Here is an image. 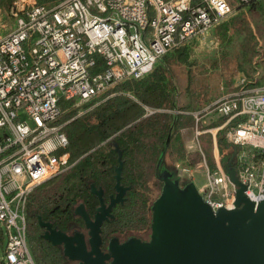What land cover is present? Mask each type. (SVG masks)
I'll use <instances>...</instances> for the list:
<instances>
[{"label": "built area", "instance_id": "built-area-1", "mask_svg": "<svg viewBox=\"0 0 264 264\" xmlns=\"http://www.w3.org/2000/svg\"><path fill=\"white\" fill-rule=\"evenodd\" d=\"M253 1L61 0L46 7L37 0H12L9 32L3 33L7 28L0 17V228L6 264H35L27 248L28 199L70 168L59 103L100 99L116 84L146 76L169 51ZM191 115L192 144L203 161L199 137L208 133L216 145L223 130L236 150L231 167L244 196L255 205L264 201V86L242 83ZM204 116L225 121L200 131ZM204 166L202 200L213 211L235 210L237 187L225 162L216 158L214 168ZM187 172L177 168L179 177Z\"/></svg>", "mask_w": 264, "mask_h": 264}, {"label": "trees", "instance_id": "trees-1", "mask_svg": "<svg viewBox=\"0 0 264 264\" xmlns=\"http://www.w3.org/2000/svg\"><path fill=\"white\" fill-rule=\"evenodd\" d=\"M37 1L39 5L52 7L61 0ZM259 1L240 6L238 10L247 8L250 12H260L264 15ZM11 3L12 0H0V7L8 9ZM245 26V19L229 16L209 32L218 43L219 49L240 42L242 47L247 49L244 52L250 50L253 57L256 54L253 49L255 39L250 37L240 41L245 36L244 33H247ZM188 43L169 51L146 76L137 80H124L116 84L104 97L79 104L77 108L88 110L81 116H77L78 110L74 108L76 101L62 100L59 103L62 115L58 124L62 125L61 131L68 139L70 168L43 184L30 198L27 206L30 225L36 223L37 218L34 215L40 214L47 202L53 204L58 201L62 180H65L63 184L66 186L65 195L68 198L88 200V185L91 182L95 185L102 184L107 192L111 191L115 183V167L118 165L116 148L121 152L123 164L121 181L132 188L129 200L145 210L150 200L147 192L151 177L156 179V171L159 176L168 171L162 169L165 156L172 158L180 153L175 159L183 158L181 131L189 129L192 122L189 116L164 111L196 112L221 95V89L212 94L209 84L205 83L204 91L200 89V93L193 92L194 95L188 97L185 95L190 91L188 85L186 91H181L176 85L177 77L191 73L192 65L197 67L195 60H191L193 50L192 45H187ZM211 57L214 61L211 68L214 70L216 52H213ZM197 68L203 71L205 67L202 65ZM214 79L217 80L213 77ZM225 83L224 86H228L231 82ZM243 84L246 87H254L261 85V81H246ZM180 96L182 97L179 98ZM146 108L156 112L146 115ZM223 135L224 131L218 133V149L227 150L230 159L236 150L225 142ZM193 164L191 161L190 165ZM155 186L161 189L162 184L158 182ZM44 188L46 190H42ZM4 239L0 228V244ZM33 239L36 251L33 258H36V264H63L62 256L56 248L50 247L44 241L38 243L37 239Z\"/></svg>", "mask_w": 264, "mask_h": 264}, {"label": "water", "instance_id": "water-1", "mask_svg": "<svg viewBox=\"0 0 264 264\" xmlns=\"http://www.w3.org/2000/svg\"><path fill=\"white\" fill-rule=\"evenodd\" d=\"M115 197L104 204L103 190L91 185L90 191L99 202L91 221L80 205L79 215L87 232L68 236L39 221L45 229L43 239L52 246L63 244V255L78 264H264V201L254 204L243 194L245 187L231 167L234 154L225 165L229 180L236 189L235 210L213 211L189 179L173 180L169 173L156 179L162 183L158 197L151 205V235L148 242L130 239L121 245L110 243L108 254L99 250L100 227L107 221L112 207L122 202L124 187L120 185L123 164L116 148ZM130 189V188H127Z\"/></svg>", "mask_w": 264, "mask_h": 264}, {"label": "flooded vegetation", "instance_id": "flooded-vegetation-1", "mask_svg": "<svg viewBox=\"0 0 264 264\" xmlns=\"http://www.w3.org/2000/svg\"><path fill=\"white\" fill-rule=\"evenodd\" d=\"M162 169L166 168H164L163 166ZM169 173L173 179V172L170 171ZM63 178L64 177H62V179ZM156 180L160 182L158 179ZM64 181L65 180H62L63 183ZM63 183L61 184V195L59 196L58 201L53 204L51 202H47V206L44 207L43 210H40V214L34 215L37 218L35 224L30 225L31 222L26 211V233H33V237L37 239L36 241H38V243H42V241H44L50 247L56 248L62 256L63 264H78V262L69 261L66 257H64L63 244L58 246H52L48 241L43 239L45 229L39 225V221L51 224L52 229L60 231L68 236H74L76 234L83 236L86 242L87 251H89L90 248L87 243L88 230L85 228L82 218L76 214V210L80 205H82L84 207V211L86 212L90 220L94 221V215L96 212V208H98L99 206V202L96 196H94L90 191L91 185H94L96 188H101L103 190L104 204L108 206L110 203V196L115 197L116 195V192L114 190L115 183L113 185L112 190L109 192H107V190L103 187L102 184L95 185L93 184V182L89 183L88 189L90 195H88V200L83 201L77 199L76 197H66V186ZM120 185L124 187V189H126L124 190V195L122 197L123 201L116 203L112 207L110 211V215L112 217L107 216L108 220L104 221L100 227L101 243L99 244V250L104 255L108 254L110 243L113 242L117 243L118 245H121L130 239H135L140 242H148L150 240V209L152 204L146 207L145 210H142L141 208H139V205H135L129 200L130 194L132 193V188L128 184L122 183V181H120ZM44 246L47 247V245ZM34 254H36V251H34ZM34 262L36 263V258Z\"/></svg>", "mask_w": 264, "mask_h": 264}, {"label": "crops", "instance_id": "crops-1", "mask_svg": "<svg viewBox=\"0 0 264 264\" xmlns=\"http://www.w3.org/2000/svg\"><path fill=\"white\" fill-rule=\"evenodd\" d=\"M258 4H260V6L263 7V10H264V0H260ZM238 8L239 7L235 8V10L230 15V17L239 16L240 18L246 20L245 28L247 30V33H244V35L246 37L243 36L240 41H243V39H247L250 37H253L256 42L258 41L259 37L264 39V33H260L254 27H249V24H248V23H250V18L259 17V16H261V13L260 12H256V13L250 12V11H248L247 8H242V9L238 10ZM262 30L264 31V28H262ZM251 32H252V34H251ZM204 36H207L208 40H210L211 46H209L208 48H204L201 46L202 45L200 43L201 38H203ZM188 42L189 43L187 45H192V50H193L191 60L195 59L194 54H195V52H198V51H200L201 53H205L207 55V58H205V56H206L205 55L203 57L205 59H203L199 63V66L203 65L205 67V68H203V71L198 70L196 73H193L194 76H196V78H198V79L200 78V79H203L204 81L205 80L207 81V80H212L213 77H215L217 80H220V81L231 82L228 86L222 87V90H220L221 97L238 91L241 87V84L245 83L246 81L247 82L248 81H251V82L252 81L253 82L261 81V85L254 86V87L264 86V58H258V57H264V53L262 52L264 49L261 48L260 44L257 45L256 42L253 43V49L256 51V54L252 57L250 50H249V52H244V51H247V49L243 48L240 42H235L230 46H224L223 48L219 49L218 43L215 41V39L211 35V32H208L203 36L194 38ZM212 43L215 44V46ZM213 52H216V58H215L216 64H215L214 70L211 68V66H212L211 64L214 62L211 59ZM222 56H223V58H221ZM193 68L195 69L196 67H192L191 69H193ZM204 70H206V71H204ZM184 74H186V73H184ZM184 74L182 75V77H179V78H184ZM245 88H252V87H246L245 86ZM221 97L219 96L214 101H216L217 99H219ZM214 101H212L211 103H213ZM210 104H208L207 106H209ZM207 106H205V107H207ZM204 108H202L199 111H196L195 113L202 111ZM148 110H151V109L146 108V115H147ZM164 112L165 113H171V114L182 113V112H178V111H169V110L164 111ZM191 113H194V112H191ZM222 131L220 130L219 132H222ZM206 134L207 133H205L204 135H206ZM217 137H218V134H217ZM211 144H213L212 141H211ZM212 146H213V148H211L212 164H210V165L208 164L206 157H205V153L203 152L202 147L200 145L201 151H202L203 156H204V161L200 157L201 160H199L198 163L196 161L197 164L194 163L193 165H190L193 167L187 168L188 172L181 177H179L177 174V168L179 167V165H178V163H176V161H177L176 159H170L171 157L165 156L162 164L164 167H166V169L168 171L173 172V175H174L173 180L189 179L192 181L193 168L200 169L203 171V173H205L204 163H206L207 167L212 169L215 167V159L216 158L225 162V165L229 161L228 153H227L228 151L227 150L220 151L218 149L217 141H216V145H212ZM168 171L165 173H169Z\"/></svg>", "mask_w": 264, "mask_h": 264}, {"label": "rangeland", "instance_id": "rangeland-1", "mask_svg": "<svg viewBox=\"0 0 264 264\" xmlns=\"http://www.w3.org/2000/svg\"><path fill=\"white\" fill-rule=\"evenodd\" d=\"M233 5L234 4H232L231 6H233ZM7 11H8L7 8L0 7V17L3 20L4 24H6V28H7L3 33L9 32V28H11L12 25H13V22L8 19ZM248 24H249V27H254L260 33H264V31L262 30V28H264V15H261L259 17L250 18V23H248ZM251 34H252V32H251ZM200 43L202 44L201 46L204 47V48H208L209 46H211L210 40H208L207 36H204L203 38H201V42ZM259 44L261 45V48L264 49V39H262L261 37H259V39L257 41V45H259ZM213 45L215 46V44H213ZM262 52L264 53V50ZM205 55H206L205 53H201L200 51L195 52V54H194L195 59L194 60L197 63V67L199 66V63L203 59L207 58V55L206 56ZM204 56H205V58H203ZM258 58H264V57H258ZM192 66L196 67L194 65H192ZM196 68L195 69L194 68L191 69V73H188V75H184V78H179L178 77L176 79V85L178 86L179 89H181V91H186V89H188L187 88V85H188L190 91H189L188 94H185L186 96L191 95L193 92L195 94H197V93H200L201 90L204 91L205 88H203V85L205 83L209 84V87H210V89L212 91L211 92L212 94L216 93L218 91L217 89H221L222 90V87L224 86V84H226L225 81H220V80H215V79L214 80L212 79V80H207V81L205 80L204 81L203 79H200V78L198 79L193 74V73H196L198 71V69H200V68H197V69ZM183 70H185V69H183ZM183 93L184 92H182V94ZM192 95H194V94H192ZM181 97L182 96H180L179 98H181ZM188 97L186 98L187 100H188ZM220 97H221V95H220ZM181 103H182V101H180V104ZM78 105L79 104L77 103L74 108H77ZM77 110H78L77 116H81V115H83L84 112L88 111V110L83 111V110H80L79 108H77ZM178 112H182V111H178ZM194 113H191V112H188V111H183L182 113H178V114H182L183 116H189L192 119V122H191V125H190L189 129H184V130L181 131V134H182L181 135V139H182V144H183V147H182L183 148L182 149L183 158L182 159H178L176 161V163H178L180 168L183 167V168L187 169V168L193 167V166H190V162L191 161L193 163H196V161H197V163H198L199 160H201L200 155L195 151L194 144H192V139H193V136H194L195 123H194V118H193V116L191 114H194ZM224 121L225 120L222 119V118L204 116L200 120V122L198 123L197 127H198V129L200 131H205V130L213 129V128L221 125ZM223 138L225 140V133L223 135ZM199 141H200V145L202 147V150L205 153L206 160H207L208 164L210 165V162H211V148H213V146H212L213 144H211V136L208 133L206 135L203 134L201 137H199ZM216 141H217V138H216ZM225 142H226V140H225ZM179 156H180V153H178L177 155H173L172 158H170V159H175V157L177 158ZM192 181H193L196 189L199 191L201 189V187L206 183L205 173H203V171L200 170V169L193 168ZM157 184H158L157 180L156 179H152V177H151L150 188H149V190L147 192V195L149 196L150 200H149V203H148L147 207L150 206L152 204V202L160 194L161 189H158V187L155 186ZM41 186H43V185H41ZM40 187L37 189L36 192H34L29 197L27 205H26V211H27V206H28V203L30 201V198L38 192ZM42 190H46V188H44ZM33 238H34L33 237V233H31V232L29 233L28 232L27 233V248H28L32 258H33V255H34V245H33L34 244L33 243L34 239ZM4 245H5V239H4V242H2L0 244V264H6L5 261H4Z\"/></svg>", "mask_w": 264, "mask_h": 264}]
</instances>
